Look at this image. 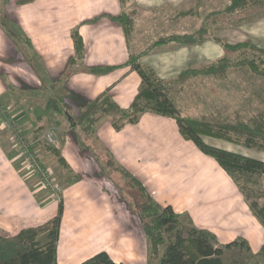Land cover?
<instances>
[{
    "label": "crops",
    "instance_id": "1",
    "mask_svg": "<svg viewBox=\"0 0 264 264\" xmlns=\"http://www.w3.org/2000/svg\"><path fill=\"white\" fill-rule=\"evenodd\" d=\"M134 3L138 10L129 42L112 17ZM5 10L25 37L22 32L10 36L0 25V104L16 118L27 140L35 142L45 166L63 182L59 264H79L101 250H107L116 262L135 264L140 256L149 264L148 238L138 231L139 225L137 233L132 230L134 221L141 224L140 216L106 170L113 169L110 158L139 178L156 202L171 205L181 218L212 232L217 246L244 238L251 253L259 252L264 245V226L238 185L215 158L183 137L174 118L145 112L138 122L120 129L105 118L97 125L96 138L91 139L75 124L83 102L105 91L121 107L131 105L142 83L128 63L131 53L137 51L143 64L169 81L201 62L231 59L236 52L227 54L220 46L214 56L206 40L198 44L172 42L144 52L160 35L187 32V14L176 16L180 10L187 11V0H134L126 7L121 0H11ZM228 14L230 28L227 18L217 21L218 32L227 42L249 40L264 48V4L251 3ZM75 30L84 51L81 60L71 63L77 55ZM236 64L234 61L227 75L246 66ZM106 67L112 70L90 71ZM186 88L185 83L175 98L180 108ZM50 98L61 106L50 103L49 108ZM50 129L56 130L57 142H40L43 132ZM91 148H100L107 163L97 160ZM246 151L264 159V153ZM56 152L66 159L65 167L70 170L56 166ZM35 177L25 168L10 133L0 127L1 236L41 226L57 214L60 200L49 188L39 186ZM132 251L138 255L136 261L127 262V252Z\"/></svg>",
    "mask_w": 264,
    "mask_h": 264
},
{
    "label": "trees",
    "instance_id": "2",
    "mask_svg": "<svg viewBox=\"0 0 264 264\" xmlns=\"http://www.w3.org/2000/svg\"><path fill=\"white\" fill-rule=\"evenodd\" d=\"M28 1L31 0H20L21 3ZM121 2L126 7L134 0H121ZM251 3L264 4V0H231L227 11L233 12ZM135 16L136 9L128 8L120 15L112 17L123 27L129 40L135 25ZM0 25L10 36H21L22 31L6 16L0 18ZM12 25L13 29H11ZM23 36L25 37L24 33ZM184 36L162 37L157 43L164 44L183 40ZM186 37L187 42H193L197 40L198 36L187 34ZM73 38L77 55L71 60V63L81 60L84 51V44L77 30L73 31ZM215 39L227 54L246 46L264 54V48L255 46L249 40L230 44L222 37L218 36ZM128 63L138 72L142 80L141 87L131 105L128 108L121 107L114 101L110 92L105 91L97 98L83 102L75 124L91 139L96 138L97 125L105 118H110L116 129H120L128 123L138 122L145 112L174 118L183 137L193 141L201 151L215 158L231 175L247 200L251 211L264 226V187L261 182L264 175V159L215 145L208 140V138L223 139L248 149L264 152L263 114L245 120L211 121L183 114L174 100L175 83L185 82L200 74L223 76L234 65V62L223 58L210 66L188 68L179 75L175 82L160 78L150 67L141 62L140 56L134 53H131ZM237 63L249 66L257 74L264 76V58ZM110 70H112L111 67L90 69V71L99 74ZM50 103H53L56 108L61 106L55 98L48 100L49 108L52 107ZM56 153L60 162L68 166L60 152ZM108 161L113 164V169L119 170L123 174L130 189L138 191V196H135L138 199H133L134 206L142 220L143 230L150 242L151 251L161 253L160 264H226V250L233 247H239L242 251L246 250L251 253V248L244 238L227 243L224 247L217 246L216 236L212 232L198 228L191 220H187V224H185L181 221V215L171 205L164 206L156 202L139 178L127 169L117 166L111 158ZM63 212L64 201L61 198L57 214L47 223L37 227L24 228L12 236L0 235V264H59L58 241ZM43 231L47 232L45 241L40 238ZM253 255L261 256L264 260V245L257 254ZM233 262V264H245L241 261ZM79 264L129 263L116 262L107 250H101ZM255 264H264V262L258 260V263Z\"/></svg>",
    "mask_w": 264,
    "mask_h": 264
},
{
    "label": "rangeland",
    "instance_id": "3",
    "mask_svg": "<svg viewBox=\"0 0 264 264\" xmlns=\"http://www.w3.org/2000/svg\"><path fill=\"white\" fill-rule=\"evenodd\" d=\"M10 1L11 0H0V18L7 15L6 14L7 11L5 10V7H6V4H8ZM230 2L231 0H187V11L180 10L176 15V16H180V14L182 15L187 14V32L184 34L183 33L182 34L167 33L164 35H160L152 41L151 45L147 46L144 49V52H149L151 49L157 46L167 44V43H164V44L157 43V41L162 37H167L170 35L172 36L182 35L183 37L184 35L187 36V34H193V35H196V37L198 36L196 38L197 39L196 41L187 42V37L184 36L183 40H178V41L176 40L172 42L185 43V44H195V43L198 44L206 40L208 41V43L209 42L211 43V44L209 43L210 44L209 47L211 49L212 54L215 56L217 48L220 49V46L222 47V45L215 39L218 36L222 37L217 29V21H223L225 18H227L225 19V23L227 21V24H228L227 28H230L231 17L228 14L230 12L227 11V7L229 6ZM19 3H21L20 0H19ZM132 8L136 9V13H137L138 9L135 6V3L133 4ZM13 28L14 26L12 25L11 29ZM207 28H208V31L210 32H207L206 34ZM134 30H135V25H134V28L131 34V38L133 36ZM131 38L130 40L128 39L129 42L131 41ZM172 42H168V43H172ZM234 52L236 53L232 55L231 57L232 60L229 59L232 62L234 61L243 62L244 60H252L255 58L259 60L261 58H264V54H261L257 52L256 50H254L252 47H248V46L242 47L239 50L234 51ZM134 54H136L137 56H140V54L137 51ZM216 59H219V57L209 60L208 63L201 62L202 65H198L196 66V68L200 66H210L213 63H216L217 61L221 60V59L219 60H216ZM191 68H194V67H191ZM239 71L241 73H239ZM177 78L173 81L165 80L163 78L162 79L165 81H169V82H175ZM185 83L187 84V88L185 89L184 93L180 97L182 107L181 108L179 106L178 107L182 109L183 114L187 116L205 118L211 121H234L237 119L245 120L249 118H254L258 116L259 114H263L264 116V76L257 74L249 66H242L239 70H236L235 72H231L228 75L227 73H225L222 78H218L217 76L213 74H210V75L200 74V75L191 77L185 82L175 83L174 84L175 86L174 100L176 98V95L181 93L182 89L185 88ZM5 116H10V115L7 112H2L0 117L1 119L2 118L4 119ZM4 129L10 133V141H12L13 144L14 143L17 144V139L14 138V136L12 137V131L14 129L11 128L10 126H5ZM79 130L82 131L81 128ZM44 140L46 139L43 137V134H42L40 142H43ZM208 140L215 145H218V146L230 149V150H234V151L238 150L242 152H247L246 151L247 148L242 147L240 145H236L232 142H228L223 139L208 138ZM42 147H44V143H42ZM98 149L100 148H96V149L91 148L92 154L94 156H97V160L101 159L102 162L104 161V163L105 162L107 163L108 158L103 157L101 155V152H99ZM256 151L261 155L264 153L258 150ZM54 161H55L56 166L58 167L63 166L65 169L70 170L69 167H65V165L62 162H60L59 156ZM106 170L111 171L109 172V174L111 175L113 179L117 181L121 192L125 194V197L128 200L133 202V199L135 200L136 198L135 196L136 195L138 196V191H136V189H130V186H128L127 184V180L125 179V177L123 176L121 172L114 171L113 169L108 168V167H106ZM33 174L37 176L35 177L36 181L40 180L39 174L37 173H33ZM54 176L56 177L59 183V192H61L63 182L61 181V178L59 179V176L57 175L56 172H54ZM263 178L264 177L262 176L261 182L264 187ZM38 183H39V186H41L40 182ZM121 186L125 192L122 190ZM137 199L138 198H136V200ZM133 205H134V202H133ZM181 221L187 224V218L183 217L181 218ZM140 222L141 224L140 223L136 224L134 221V223H132L133 224L132 230H134L137 233L136 227L137 225H139L140 227L138 228V231L140 232L143 231V233L145 234L143 230L141 218H140ZM46 235H47L46 231H43L40 234V238L42 241L46 240ZM149 247H150V242H149ZM136 255L137 254L134 251L127 252V257H126L127 262H131L132 260H135ZM160 257H161L160 252L153 253L150 248L149 258H148L149 264H160L159 262ZM258 260H260L261 262L262 261L264 262L261 256L253 255L249 251H246V250L242 251L239 247H233L231 249H227L226 254H225L226 264H233L234 263L233 261H241L245 264H255V263H258ZM146 263H147V260L142 259V257L138 256V261H136L135 264H146Z\"/></svg>",
    "mask_w": 264,
    "mask_h": 264
},
{
    "label": "built area",
    "instance_id": "4",
    "mask_svg": "<svg viewBox=\"0 0 264 264\" xmlns=\"http://www.w3.org/2000/svg\"><path fill=\"white\" fill-rule=\"evenodd\" d=\"M2 112H7V108L0 104V114ZM1 127L5 128V126H10L14 130L12 131V137L17 139V144L14 143L15 147H17L19 153L22 156L23 164L25 168L30 173H37L40 175V184L44 188H49L52 191V194L55 198L61 199V192H59V183L52 173V171L45 166V164L40 160L37 152L35 151L33 142H29L25 135L23 134V130L19 125L16 118L13 116H5V118L1 119ZM43 137L49 144H55L57 142V132L54 129L47 130L43 132Z\"/></svg>",
    "mask_w": 264,
    "mask_h": 264
},
{
    "label": "bare ground",
    "instance_id": "5",
    "mask_svg": "<svg viewBox=\"0 0 264 264\" xmlns=\"http://www.w3.org/2000/svg\"><path fill=\"white\" fill-rule=\"evenodd\" d=\"M5 106V105H4Z\"/></svg>",
    "mask_w": 264,
    "mask_h": 264
}]
</instances>
